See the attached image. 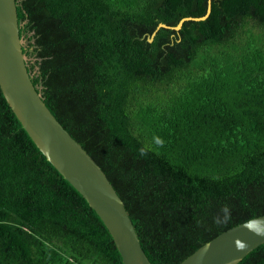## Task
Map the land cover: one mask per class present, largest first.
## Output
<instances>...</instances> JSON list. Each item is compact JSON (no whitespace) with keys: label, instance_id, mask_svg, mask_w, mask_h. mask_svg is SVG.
I'll return each mask as SVG.
<instances>
[{"label":"trees","instance_id":"1","mask_svg":"<svg viewBox=\"0 0 264 264\" xmlns=\"http://www.w3.org/2000/svg\"><path fill=\"white\" fill-rule=\"evenodd\" d=\"M15 1L32 83L152 264L264 214V0H211L198 20L207 0ZM0 264H122L1 90ZM237 264H264V243Z\"/></svg>","mask_w":264,"mask_h":264},{"label":"water","instance_id":"2","mask_svg":"<svg viewBox=\"0 0 264 264\" xmlns=\"http://www.w3.org/2000/svg\"><path fill=\"white\" fill-rule=\"evenodd\" d=\"M210 1L204 19L210 12ZM183 18L176 29L180 28ZM165 26L159 23L158 27ZM154 32L149 41L152 40ZM0 90L35 146L85 199L111 235L122 264H152L104 171L55 118L27 70L15 0H0ZM264 243V214L216 235L178 264H237Z\"/></svg>","mask_w":264,"mask_h":264},{"label":"clouds","instance_id":"3","mask_svg":"<svg viewBox=\"0 0 264 264\" xmlns=\"http://www.w3.org/2000/svg\"><path fill=\"white\" fill-rule=\"evenodd\" d=\"M157 143H161L162 144V141L157 140ZM140 151H141V155H145L146 154L143 149H141ZM221 211L225 213V220L230 218V209H229V207L227 205H225L221 209ZM217 222L219 223V220H217Z\"/></svg>","mask_w":264,"mask_h":264},{"label":"rangeland","instance_id":"4","mask_svg":"<svg viewBox=\"0 0 264 264\" xmlns=\"http://www.w3.org/2000/svg\"><path fill=\"white\" fill-rule=\"evenodd\" d=\"M23 42V41H22ZM25 59H26V56H25Z\"/></svg>","mask_w":264,"mask_h":264}]
</instances>
